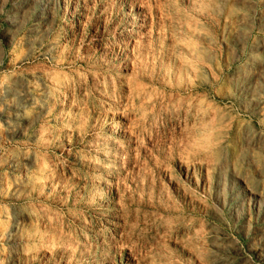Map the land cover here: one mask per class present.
Segmentation results:
<instances>
[{
    "label": "rangeland",
    "instance_id": "rangeland-1",
    "mask_svg": "<svg viewBox=\"0 0 264 264\" xmlns=\"http://www.w3.org/2000/svg\"><path fill=\"white\" fill-rule=\"evenodd\" d=\"M0 264H264V0H0Z\"/></svg>",
    "mask_w": 264,
    "mask_h": 264
}]
</instances>
